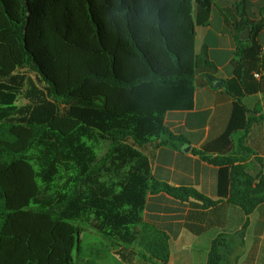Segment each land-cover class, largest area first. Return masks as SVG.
<instances>
[{
  "label": "trees",
  "instance_id": "16d2710c",
  "mask_svg": "<svg viewBox=\"0 0 264 264\" xmlns=\"http://www.w3.org/2000/svg\"><path fill=\"white\" fill-rule=\"evenodd\" d=\"M213 1L0 0V264H97L73 221L109 241L96 259L112 251L128 264H169V232L142 218L147 194L216 201L156 179L147 146L159 137L176 149L189 143L164 118L192 109L195 86L216 79L207 46L194 49L195 27L208 24ZM263 24L264 17L237 22L232 76L221 80L233 99L226 129L191 149L219 167L218 197L246 215L264 202V170L245 163L253 155L264 164L245 144L257 118L242 102L264 97V51L255 39ZM246 26L250 38L242 40ZM92 139L108 141L101 157ZM36 145L38 169L25 157ZM61 164L72 166L70 186L46 197L41 183ZM245 228L231 238L242 239ZM225 236L212 240L206 264H228Z\"/></svg>",
  "mask_w": 264,
  "mask_h": 264
},
{
  "label": "crops",
  "instance_id": "0c3cea01",
  "mask_svg": "<svg viewBox=\"0 0 264 264\" xmlns=\"http://www.w3.org/2000/svg\"><path fill=\"white\" fill-rule=\"evenodd\" d=\"M263 1H213L208 24L195 27L194 49L196 53H200L202 47L207 46L209 58L218 69L214 74L216 79L212 85L195 86L192 109L171 110L164 118L169 130L173 134L183 135L189 143L176 149L158 144L163 139L159 137L147 146L151 173L156 179L173 186L194 188L203 196L216 201L215 205L206 206L201 201L192 198L180 200L165 192L147 194L142 218L169 232V264H206L212 240L220 234L228 235L225 237L231 246L228 264H264V202L246 215L238 205L226 202V198L218 197L219 167L191 152L193 147H201L226 129L233 99L226 96L221 80L232 76L230 60L235 51L233 38L235 26L243 18L255 21L262 19ZM260 5L262 7L257 11ZM255 39L260 45H264V24L256 33ZM198 78L203 79V76L198 75ZM263 101L261 92L242 98L243 104L250 109L247 116L257 118L249 128L245 144L261 158L264 155V118H261L264 110L260 107ZM258 104L257 112L253 113L252 110ZM187 145L189 149L185 151ZM245 163L251 172L264 170V164L258 162L253 155L246 157ZM244 224L246 228L243 238H231V235L240 230ZM85 228L88 227H83L82 232L86 230ZM96 233L99 235L100 243L109 244L108 240L97 231ZM182 244L200 246V249L184 250L180 248ZM104 249V246L100 248V250ZM105 258L106 254L98 259ZM120 260L123 261L121 258ZM133 264L151 263L135 258Z\"/></svg>",
  "mask_w": 264,
  "mask_h": 264
},
{
  "label": "rangeland",
  "instance_id": "374dc122",
  "mask_svg": "<svg viewBox=\"0 0 264 264\" xmlns=\"http://www.w3.org/2000/svg\"><path fill=\"white\" fill-rule=\"evenodd\" d=\"M264 6V1L263 4ZM262 5L257 7V11H259V7H262ZM89 144L93 146V149L95 150L98 157H101L108 149L109 143L106 140L102 139H92V140H86ZM41 155L40 152V146L36 145L34 148L30 149L25 157L29 159L32 164L38 169V159ZM72 166L69 164H61L59 165L57 169V173L52 177V180L47 183H41L43 194L46 197L52 196L55 197L59 193H61L64 189L68 188L70 186V175L72 172ZM74 224L79 225L81 228L85 227V223L83 221H73ZM83 232L80 234V239L84 243L85 249H92L93 254L89 255V258H92L96 261L97 264H125L123 261L120 260V258L113 253H106V258L96 259L95 256H97V249L102 248V243L98 241L99 235L96 233V231H93L91 229L85 228ZM103 243H106L103 241ZM184 250L193 251L196 249H200V246L196 245H188V244H182L181 247ZM173 250V247H172ZM174 251V250H173ZM90 252V251H89Z\"/></svg>",
  "mask_w": 264,
  "mask_h": 264
},
{
  "label": "water",
  "instance_id": "95a60500",
  "mask_svg": "<svg viewBox=\"0 0 264 264\" xmlns=\"http://www.w3.org/2000/svg\"><path fill=\"white\" fill-rule=\"evenodd\" d=\"M240 38L242 39V40H248L249 38H250V28H249V26H246L242 31H241V33H240ZM219 84V83H218ZM189 149V146L187 145L186 147H185V151H187ZM76 241H77V239H76Z\"/></svg>",
  "mask_w": 264,
  "mask_h": 264
},
{
  "label": "built area",
  "instance_id": "2783aa9c",
  "mask_svg": "<svg viewBox=\"0 0 264 264\" xmlns=\"http://www.w3.org/2000/svg\"><path fill=\"white\" fill-rule=\"evenodd\" d=\"M263 51H264V45L261 47V52H263ZM253 75H254V77H256V78H260L261 73L258 72V71H254V72H253ZM262 161H263V163H264V155L262 156Z\"/></svg>",
  "mask_w": 264,
  "mask_h": 264
}]
</instances>
